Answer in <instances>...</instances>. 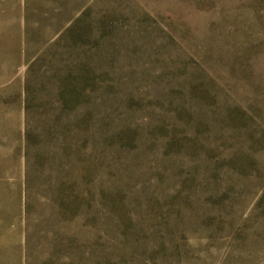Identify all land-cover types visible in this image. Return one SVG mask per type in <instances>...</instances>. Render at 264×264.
I'll return each mask as SVG.
<instances>
[{
	"label": "rangeland",
	"instance_id": "obj_1",
	"mask_svg": "<svg viewBox=\"0 0 264 264\" xmlns=\"http://www.w3.org/2000/svg\"><path fill=\"white\" fill-rule=\"evenodd\" d=\"M0 264H264V0H0Z\"/></svg>",
	"mask_w": 264,
	"mask_h": 264
},
{
	"label": "trees",
	"instance_id": "obj_2",
	"mask_svg": "<svg viewBox=\"0 0 264 264\" xmlns=\"http://www.w3.org/2000/svg\"><path fill=\"white\" fill-rule=\"evenodd\" d=\"M74 22H75V21H74ZM74 22H72V23L70 24V27H68V29H71V27H73V26L75 25Z\"/></svg>",
	"mask_w": 264,
	"mask_h": 264
}]
</instances>
